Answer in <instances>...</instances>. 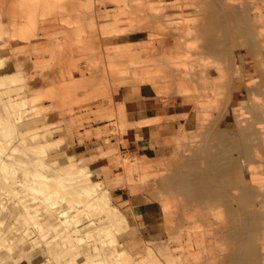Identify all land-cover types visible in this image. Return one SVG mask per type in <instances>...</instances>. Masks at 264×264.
Here are the masks:
<instances>
[{"label":"rangeland","instance_id":"1","mask_svg":"<svg viewBox=\"0 0 264 264\" xmlns=\"http://www.w3.org/2000/svg\"><path fill=\"white\" fill-rule=\"evenodd\" d=\"M0 264H264V0H0Z\"/></svg>","mask_w":264,"mask_h":264},{"label":"crops","instance_id":"2","mask_svg":"<svg viewBox=\"0 0 264 264\" xmlns=\"http://www.w3.org/2000/svg\"><path fill=\"white\" fill-rule=\"evenodd\" d=\"M131 94L132 98L122 101L125 123L131 125V129L136 136L145 138L144 142L147 145L145 149L150 150L156 139L167 138L168 132L175 126L171 125L172 122L167 119L176 114L169 113L163 107L150 106L148 104L150 98L145 94L142 95L140 90ZM180 125L185 127L186 123L181 122ZM156 135L159 138H156ZM142 137H139V139L142 140ZM92 144L91 141L90 145Z\"/></svg>","mask_w":264,"mask_h":264}]
</instances>
